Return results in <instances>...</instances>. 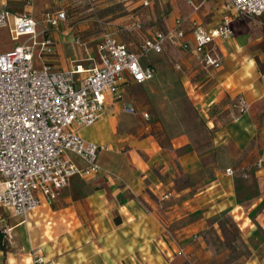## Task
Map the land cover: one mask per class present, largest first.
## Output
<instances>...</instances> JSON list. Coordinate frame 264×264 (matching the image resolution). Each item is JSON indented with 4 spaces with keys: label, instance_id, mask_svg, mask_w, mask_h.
<instances>
[{
    "label": "crops",
    "instance_id": "crops-1",
    "mask_svg": "<svg viewBox=\"0 0 264 264\" xmlns=\"http://www.w3.org/2000/svg\"><path fill=\"white\" fill-rule=\"evenodd\" d=\"M193 2L202 4L196 12L186 0H0V10L27 13L37 22L64 11L66 19L48 31L54 52L45 61L52 70L80 65L86 70L81 77L100 66L96 45L102 33L138 53L154 32L168 33L184 19L183 35L165 40L163 56L150 52L140 58L154 69V81L141 85L147 95L163 89L179 116L176 132L149 118L146 104L135 97L137 84H122L121 100L108 98L102 118L73 126L86 142L108 147L98 155L102 170L72 177L57 199H43L24 218L0 209V227L6 229L0 264H35L36 258L58 264H219L217 219L224 211H241L233 218L240 230L246 228L248 243L261 234L243 264H264V17L238 16L227 0ZM224 18L231 19L233 36L217 43L220 68L205 69L189 21L208 30ZM27 39L14 40L0 28V52ZM174 59L179 72L172 70ZM162 61L169 69L159 68ZM183 91L185 97L175 101L174 94ZM126 105L135 113L125 112ZM206 170L213 174L208 182L201 178ZM251 177L257 194L238 199Z\"/></svg>",
    "mask_w": 264,
    "mask_h": 264
},
{
    "label": "built area",
    "instance_id": "built-area-1",
    "mask_svg": "<svg viewBox=\"0 0 264 264\" xmlns=\"http://www.w3.org/2000/svg\"><path fill=\"white\" fill-rule=\"evenodd\" d=\"M186 3L192 12L202 5L193 0ZM227 5L238 16L264 17V0H227ZM65 19L64 11L44 15L42 22H37L27 13L12 16L9 10H0V28H7L14 40L28 38V43L0 52V209L14 217L24 218L39 208L43 199H57L72 177L102 170L98 155L108 147L86 142L73 126H91L102 118L108 98L121 100L122 84L151 81L154 69L142 66L140 58L150 52L161 53L166 39L183 35L184 19H177L168 33L154 32L136 53L104 32L96 45L100 66L81 77L86 70L80 65L52 70L45 61L54 52L48 31ZM189 23L202 66L220 68L217 43L232 38L231 19L224 18L208 30L195 20ZM35 54L43 65L39 68L34 66ZM123 110L135 113L131 105ZM69 155L80 158L84 167L79 168ZM0 229L6 235V229ZM35 264L58 263L36 258Z\"/></svg>",
    "mask_w": 264,
    "mask_h": 264
},
{
    "label": "rangeland",
    "instance_id": "rangeland-1",
    "mask_svg": "<svg viewBox=\"0 0 264 264\" xmlns=\"http://www.w3.org/2000/svg\"><path fill=\"white\" fill-rule=\"evenodd\" d=\"M126 9H127V7H122L120 10H122V12L127 14V10ZM100 31L102 32V28H100ZM168 53L174 54L175 52H171L170 50H168ZM159 55L160 56L164 55V48H163V51ZM175 61L176 60L174 59L173 60L174 64H173L172 70H175L176 72H179L180 68L175 67ZM167 64H168V62L162 61L161 62V66L159 65V68L162 69L163 71H165V67H167V69H169ZM34 66L37 67V68L40 67L39 65H37L36 61H34ZM162 73L164 74V72H162ZM178 78L180 79V76ZM166 80H167V78L165 76L160 78L162 86L165 84ZM153 81L154 80H151V81L146 82V83H144L142 85L151 84ZM179 84L182 86L181 83H179ZM137 85H138V87L136 89L137 92L135 93V97L138 98L137 99L138 103H145L146 104V106L148 108L147 112H148L149 118L151 120H153V121H156V122H160V120H162L164 123L167 124L166 126L169 127L170 131L175 133L176 129H177V127H176L177 119H178L179 116L176 114V109H171L170 110L169 104H167V99L165 98V94H164V92H162L163 89H161V91H159L158 94L157 93H155V94H151L150 93V95H147L146 94V90L147 89L145 90L144 86H142L141 84H137ZM185 95L186 94L183 91V93H180V92L179 93H175L173 98L175 99V101H179L182 98V96L185 97ZM149 96H151V97H149ZM167 107H169V109H167ZM193 118H195L194 115H193L192 119ZM243 173H246V172L243 171L240 175L244 176ZM211 175H213V174L208 173L207 170H206V172L201 174V178H204L205 182H208L209 180L206 179V178L211 179V177H210ZM242 176L240 178L244 179V177H242ZM255 181H256L255 177H251L249 183L242 184L243 187L241 188V191L237 195L238 199L243 198L246 195L257 194L258 190L256 189V184H255L256 182ZM185 183L186 184L190 183V179L187 178L185 180ZM237 214L241 215V211H237L234 214L228 213L226 211H224L222 213V215L225 216V218H224L225 220H226V217L229 218V220L230 219L234 220L233 216H235ZM218 220H219V218L217 219V221ZM238 222L241 223L242 219L239 220ZM228 225H230V224L228 223ZM239 232H240L241 235H237L234 231H231L230 233L227 232V234H225L223 232V234H224L223 237H222V234L220 232L221 237H222V239H221V242H222L221 245L222 246H220L221 248H218V247H216V248H218L217 250L221 249V251H219L218 253L216 251L214 256L218 257L221 260V262L227 264V263H229L232 260L234 261V259L236 257H238L239 255H243L245 253V250H249V249L246 248V246L255 247V246L258 245V243H259V241L261 239V234H260V232L257 231L258 235L255 234V235L251 236L249 238V239H251V243H248L247 242L248 236H247L246 228L243 227V229L240 230ZM213 245H217V243L213 242ZM234 252H237V253L234 254Z\"/></svg>",
    "mask_w": 264,
    "mask_h": 264
},
{
    "label": "trees",
    "instance_id": "trees-1",
    "mask_svg": "<svg viewBox=\"0 0 264 264\" xmlns=\"http://www.w3.org/2000/svg\"><path fill=\"white\" fill-rule=\"evenodd\" d=\"M224 218H225V216L221 215L219 217V220L217 221L218 228L222 234V237L224 235L223 232L225 234H227V232L230 233L231 231H234L237 235H241L239 232L240 229H239L238 225L236 224V222L234 220H231V219L229 220V218H227V217H226V220ZM228 223L230 225H228ZM257 228H258V231L262 229L259 224L257 225ZM4 238H5V235L2 233V231L0 229V250H3V251L6 249V243H5ZM246 248L249 250H245V253L243 255H239L238 257L235 256L236 258L234 259V261L232 260L229 263L243 264V262L250 256V254L252 253V250H253V249H250L249 246H246ZM236 253L237 252H234V254H236ZM229 263H227V264H229ZM219 264H226V263L220 262Z\"/></svg>",
    "mask_w": 264,
    "mask_h": 264
}]
</instances>
